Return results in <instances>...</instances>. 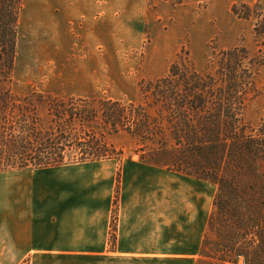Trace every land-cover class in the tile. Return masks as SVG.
I'll return each instance as SVG.
<instances>
[{
    "label": "trees",
    "instance_id": "trees-1",
    "mask_svg": "<svg viewBox=\"0 0 264 264\" xmlns=\"http://www.w3.org/2000/svg\"><path fill=\"white\" fill-rule=\"evenodd\" d=\"M21 10L22 0H0V173L120 160L112 138L124 132L148 148L150 162L216 185L207 233L215 234L217 249L206 250L208 257L226 262L238 255L245 264H264V111L255 126L244 119L258 92L262 51L221 50L204 69L179 55L165 76L140 83L138 101L66 98L35 88L18 94L13 75ZM232 13L255 20V41L264 40V9L241 4Z\"/></svg>",
    "mask_w": 264,
    "mask_h": 264
},
{
    "label": "crops",
    "instance_id": "crops-1",
    "mask_svg": "<svg viewBox=\"0 0 264 264\" xmlns=\"http://www.w3.org/2000/svg\"><path fill=\"white\" fill-rule=\"evenodd\" d=\"M68 4L90 22V0ZM210 184L125 157L0 173V264H222L204 247Z\"/></svg>",
    "mask_w": 264,
    "mask_h": 264
},
{
    "label": "rangeland",
    "instance_id": "rangeland-1",
    "mask_svg": "<svg viewBox=\"0 0 264 264\" xmlns=\"http://www.w3.org/2000/svg\"><path fill=\"white\" fill-rule=\"evenodd\" d=\"M70 1L22 0L13 75L16 93L35 88L66 98L138 101L140 83L165 76L179 55L188 54L199 69L218 51L238 45L259 49L264 56V40L254 38L255 20L232 13V7L241 4L264 9V0H186L177 7L149 0H90L89 23L82 21L79 8L65 7ZM257 89L244 111L252 126L264 111V66ZM112 144L122 152L121 159L150 160L148 148L124 132L113 137ZM214 187L210 184L211 192ZM207 239L206 250L217 249L215 234L208 232ZM222 263L245 261L232 255ZM24 264L51 263L32 257Z\"/></svg>",
    "mask_w": 264,
    "mask_h": 264
},
{
    "label": "built area",
    "instance_id": "built-area-1",
    "mask_svg": "<svg viewBox=\"0 0 264 264\" xmlns=\"http://www.w3.org/2000/svg\"><path fill=\"white\" fill-rule=\"evenodd\" d=\"M222 264H231V263H222Z\"/></svg>",
    "mask_w": 264,
    "mask_h": 264
}]
</instances>
